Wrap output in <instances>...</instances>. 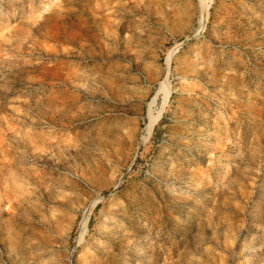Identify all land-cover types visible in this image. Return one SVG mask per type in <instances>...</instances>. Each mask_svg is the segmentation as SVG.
Instances as JSON below:
<instances>
[{"label":"rangeland","instance_id":"obj_1","mask_svg":"<svg viewBox=\"0 0 264 264\" xmlns=\"http://www.w3.org/2000/svg\"><path fill=\"white\" fill-rule=\"evenodd\" d=\"M0 264H264V0H0Z\"/></svg>","mask_w":264,"mask_h":264},{"label":"bare ground","instance_id":"obj_2","mask_svg":"<svg viewBox=\"0 0 264 264\" xmlns=\"http://www.w3.org/2000/svg\"><path fill=\"white\" fill-rule=\"evenodd\" d=\"M80 35L82 36V34L80 33ZM80 39H82V37L81 38H74L73 40H72V42L73 43H77V44H79V42H78V40H80ZM82 44V43H81ZM80 44V45H81ZM85 45H82V47H84ZM47 101H49V102H55V100L53 99V95H50L48 98H47ZM41 113H43V114H45V116H47L48 114H50L53 118H56V116H59V114L61 113V110L60 109H54V108H52V109H46V110H42L41 111Z\"/></svg>","mask_w":264,"mask_h":264}]
</instances>
